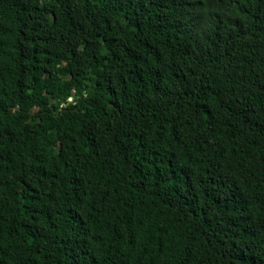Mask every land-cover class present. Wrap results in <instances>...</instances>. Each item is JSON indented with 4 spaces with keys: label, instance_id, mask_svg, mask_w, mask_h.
<instances>
[{
    "label": "trees",
    "instance_id": "obj_1",
    "mask_svg": "<svg viewBox=\"0 0 264 264\" xmlns=\"http://www.w3.org/2000/svg\"><path fill=\"white\" fill-rule=\"evenodd\" d=\"M0 264H264V0H0Z\"/></svg>",
    "mask_w": 264,
    "mask_h": 264
},
{
    "label": "built area",
    "instance_id": "obj_2",
    "mask_svg": "<svg viewBox=\"0 0 264 264\" xmlns=\"http://www.w3.org/2000/svg\"><path fill=\"white\" fill-rule=\"evenodd\" d=\"M69 100H71V97L69 98Z\"/></svg>",
    "mask_w": 264,
    "mask_h": 264
},
{
    "label": "bare ground",
    "instance_id": "obj_3",
    "mask_svg": "<svg viewBox=\"0 0 264 264\" xmlns=\"http://www.w3.org/2000/svg\"><path fill=\"white\" fill-rule=\"evenodd\" d=\"M122 7V6H121Z\"/></svg>",
    "mask_w": 264,
    "mask_h": 264
}]
</instances>
